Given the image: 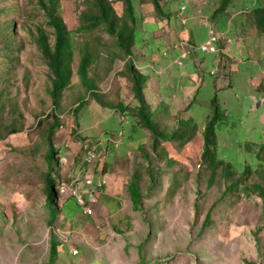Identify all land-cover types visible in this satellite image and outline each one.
I'll return each instance as SVG.
<instances>
[{
	"label": "rangeland",
	"instance_id": "obj_1",
	"mask_svg": "<svg viewBox=\"0 0 264 264\" xmlns=\"http://www.w3.org/2000/svg\"><path fill=\"white\" fill-rule=\"evenodd\" d=\"M39 1L0 0V264H264V36L252 15L264 0H231L225 10L222 0H160L162 16L150 0H133V65L150 77L143 88L152 121L196 127L188 144L159 142L155 151L150 133L129 116L138 104L114 40L104 27L75 31L84 0H59L71 32V75L54 102V74L37 42L41 28L53 44L54 30ZM110 1L123 16V3ZM212 36L216 51L202 50ZM85 51L93 62L83 82ZM215 96L227 118L216 123L224 165L213 178L202 155ZM57 118V191L87 172L86 140L109 142L99 164L106 185L89 202L92 213L59 190L54 221L47 183ZM228 166L241 179L230 191L236 178L228 181ZM135 176L138 210L128 193Z\"/></svg>",
	"mask_w": 264,
	"mask_h": 264
},
{
	"label": "trees",
	"instance_id": "obj_2",
	"mask_svg": "<svg viewBox=\"0 0 264 264\" xmlns=\"http://www.w3.org/2000/svg\"><path fill=\"white\" fill-rule=\"evenodd\" d=\"M86 3V9L80 16V26L75 30L79 33H90L98 28L104 27L106 33L110 36L115 42L116 49L118 52L126 59L125 68L128 72V77L132 83V93L135 101L138 106L134 109H129V116L137 117L140 122V126L147 130L153 141V150L157 149V143L159 142H171L176 141L180 146L188 144L192 139L190 134L195 130V126H186L183 122L179 121L178 126L173 124L169 127L168 125L155 124L152 121V110L151 103L147 101L144 97V84H148L147 80H150V77H145L136 70L133 65V47L135 44V35L136 29L135 24L138 22L135 17V9L133 0H117L123 3L124 6V15L118 16L112 6V1L110 0H84ZM41 8L46 12L49 17L48 26L54 30L55 41L52 44L50 42L49 36L45 33L43 29H38L37 42L41 53L44 59L48 62L49 67L51 68L54 74V84L52 90V96L54 102H56L59 96L64 92L65 88L69 85L71 70L68 62L70 56V44H71V35L68 30L62 15L60 13V2L59 0H40ZM231 0H222L219 10H225ZM154 8V12L157 16H162V6L160 0H150ZM253 22L256 27L257 34L259 36H264V5L255 7L252 10ZM16 26V22L12 21L10 24V29ZM12 27V28H11ZM9 29V28H8ZM9 29V30H10ZM93 62L91 53L85 51L82 54L80 63L78 66V75L80 80L86 82L88 79V72L90 66ZM77 108H75V113H77ZM116 109L124 113L127 109L123 108V105L118 104ZM227 114L224 110L221 109V106L217 104L216 96L212 99V115L206 121L205 126L203 127L204 134V152L202 155L203 162L209 163L208 167L212 170L213 178L217 174L218 168L224 165L220 159H217V135L215 132L217 121H225ZM54 126L51 128L50 140H49V154L48 158L50 177L47 183L48 189V205L51 210V216L55 221L56 214H59V210L55 208V201L57 192L56 189V180L52 177V173L55 171L54 164L58 157V151L55 149L53 144V136L56 129L59 127V119H56ZM189 123V121H187ZM190 127V128H189ZM189 128V131L187 130ZM191 129V130H190ZM168 132V134L164 133ZM15 133V132H14ZM89 142V145H94L98 140H86ZM166 156V153H164ZM219 160V161H218ZM85 166V164H84ZM231 168V169H230ZM251 171V170H250ZM228 181H231V178H236L232 167L226 168ZM137 177H133L129 186L128 193L132 202L134 209H141L142 206V194L138 186ZM213 182V179L211 180ZM241 183L240 178L235 179V183H230L228 190L238 186ZM258 186V185H257ZM264 186V184H263ZM260 189V186H258ZM226 189V190H227ZM60 192V191H59ZM261 193H264V190L261 189ZM76 203V202H75ZM211 222V212L207 216L205 224L209 225ZM206 225V226H207ZM53 255H58V245L56 241L53 243Z\"/></svg>",
	"mask_w": 264,
	"mask_h": 264
},
{
	"label": "built area",
	"instance_id": "obj_3",
	"mask_svg": "<svg viewBox=\"0 0 264 264\" xmlns=\"http://www.w3.org/2000/svg\"><path fill=\"white\" fill-rule=\"evenodd\" d=\"M217 41V37L212 36L211 40L208 41L206 45L202 46V50L215 52L216 48L213 46V43H216ZM108 142V139H100L94 145H89L84 160L85 165L88 166L85 175L76 178L73 183L74 186L67 188L63 185L60 188L61 195H69L72 197L78 206L89 215L92 213L88 206L89 202L95 201L96 196L99 195L100 191L106 185V178L103 174L102 167H104V159L108 152ZM96 166L98 167L94 170Z\"/></svg>",
	"mask_w": 264,
	"mask_h": 264
}]
</instances>
